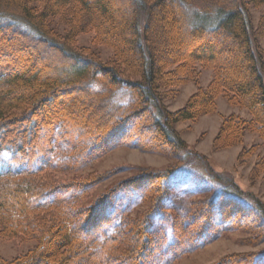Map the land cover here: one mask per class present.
<instances>
[{
  "label": "trees",
  "instance_id": "trees-1",
  "mask_svg": "<svg viewBox=\"0 0 264 264\" xmlns=\"http://www.w3.org/2000/svg\"><path fill=\"white\" fill-rule=\"evenodd\" d=\"M263 6L264 0H0V37L30 42L54 62L31 75L21 69L8 74L11 60L0 65V237L35 241L13 260L0 257V264H161L165 244L170 264L217 238L222 224L227 230L252 225L256 211L217 195L192 204V215L165 207L155 226L175 169L141 173L91 200L88 193L103 177L56 183L51 174L82 168L66 159L78 153L86 163L120 147L154 149L156 139L143 138L135 126L144 108L148 117L155 113L152 134L175 151L184 149L175 125L218 113V97L250 118H223L213 147L242 146L247 134L257 135L264 147V10L255 26L250 14V8ZM86 33H93L94 45L113 51L106 64L93 50L77 46ZM201 69L211 72L206 87ZM96 81L104 89L96 90ZM188 84L196 91L169 112L166 96ZM119 89L126 90L128 104L115 99ZM74 92L82 105L102 114L90 118L92 127L80 124L88 143L97 144L85 156L90 145L83 146L79 137L73 144L64 139L76 116L73 105L61 104ZM255 147L240 152V161L249 160ZM262 174L264 155L250 180ZM232 194L235 200L241 196L237 190ZM218 264H264V251L232 255Z\"/></svg>",
  "mask_w": 264,
  "mask_h": 264
},
{
  "label": "rangeland",
  "instance_id": "rangeland-1",
  "mask_svg": "<svg viewBox=\"0 0 264 264\" xmlns=\"http://www.w3.org/2000/svg\"><path fill=\"white\" fill-rule=\"evenodd\" d=\"M263 10L264 6L259 9L250 8L253 26L256 25L259 15ZM193 18L196 19L197 16L194 15ZM93 37V33L80 35L77 38V46L93 50L97 53L100 62L106 64L112 59L113 51L102 45H94L92 43ZM21 43L23 47L17 41L14 42L13 38L0 37V58H3L0 65L6 66L10 64L9 60L15 62L13 64L14 69H11L8 74H15L21 69L24 73L31 75L41 67V64L54 63L51 56L47 55L48 57H46L39 54L37 46L32 47L33 45L26 41H21ZM260 45L264 47V39H260ZM8 53L11 56H7L9 55ZM27 57L30 59L27 60ZM15 58L16 60L19 59V61L16 62ZM201 72V87H206L211 79V72L202 69ZM94 88L102 90L104 86L99 81H96ZM195 91V86L188 84L182 87L177 95L171 96L170 93L164 99L165 108L169 112L179 110L183 107L188 97ZM77 95L75 92L71 93L66 97L61 106L67 105L69 107L73 105L70 111L75 114L76 122L79 125L84 124L82 127L87 129L88 126L92 127L94 124V121H90V118H95V116L99 118L102 114H100V111H97L96 106L88 107L85 104L82 105L84 100ZM114 96L120 104L126 105L129 103L130 98L125 89L114 91ZM216 103L218 113L204 116L195 123L181 122L175 125L178 137L185 146L184 149L175 151L165 145L160 137H155L152 134L151 128L154 126L153 114L155 113L152 112L148 117V112L144 108L140 113H137L138 122H135V126L140 130L143 138L148 136L152 141H154L153 138L156 139L155 145L152 147L154 149L151 150V148L143 146H135L133 148L120 147L107 153L105 156L98 157L99 159L91 160V158H88V162L86 163L82 159V153L80 155L78 153L76 156H66L67 160L76 161V165L80 162L83 167L79 168L77 166L79 170L75 169L72 171H54L55 173H52L51 176L53 175L56 179V183L76 180L81 176H84L85 180L89 177H103L104 183L95 186V189L88 193V200H91L124 180L137 178L141 173L160 175L167 170L175 169L172 176L166 182L167 193L162 203V212L157 211L155 213V226H157L156 222L162 220V218L158 219L161 216L158 213H164L165 207L172 208L181 213L189 211L188 213L192 215V204L198 206L200 202H209L212 197L217 195L222 196V202L224 200H233L236 204L244 205L243 207L248 210L256 211V219L252 225L246 226L245 229L227 230V226L222 224V230L224 231L219 233L220 235L217 238L206 246L193 251L191 254L181 256L170 264H218L223 259L232 255L261 253L264 251V174L256 178L255 181L250 180L249 174L258 157L264 155V147L257 135L247 134L242 146L238 145L225 150H216L213 147V142L223 118L231 114L239 115L245 119L250 118L246 110L229 107L223 97H218ZM76 122L68 123L66 127L67 138L64 139L73 144L79 137L78 140L84 143L83 146L90 145V149H86L84 153L85 156L97 144L95 142L93 144L88 143L89 136H86V133L80 128L81 125H77ZM255 145L257 147L251 153V158L246 160L245 157L244 160L240 161L239 153L247 152ZM3 164L4 160L0 159V169ZM236 190L241 196L235 200L233 199L232 192H236ZM218 202L221 203V200L219 199ZM258 206L263 209L261 213L257 211H260ZM146 209L147 207L142 210ZM162 222L166 226L165 219ZM163 224L161 223V225ZM34 246L35 241L26 237L13 239L0 237V257L10 261L25 254ZM167 249L168 247L165 244L162 248L164 259L161 264H166V261H168L165 259ZM156 253H159V251ZM148 264L153 263L150 261Z\"/></svg>",
  "mask_w": 264,
  "mask_h": 264
}]
</instances>
